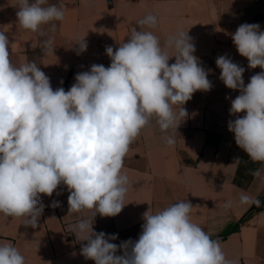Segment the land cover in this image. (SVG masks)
<instances>
[{"label": "clouds", "instance_id": "9594fccd", "mask_svg": "<svg viewBox=\"0 0 264 264\" xmlns=\"http://www.w3.org/2000/svg\"><path fill=\"white\" fill-rule=\"evenodd\" d=\"M14 7L18 25L41 36L42 25L63 21L65 15L63 5L47 0H16ZM137 24L140 30L133 29L115 51L106 47L108 67L93 64L77 73L67 91L53 90L34 61L14 66L10 41L0 31V214L24 217L25 226L36 228L44 210L41 194L51 197L63 184L69 192L68 213L93 210V219L97 214L117 216L128 191L123 160L130 145L153 119L161 132L177 131L189 115L186 102L197 91L211 90L189 30L178 29L162 47L152 31L143 30L156 27V16L149 14ZM55 28L52 24L51 30ZM231 38L249 68L264 70V31L258 23L239 25ZM76 44L79 52L86 51L85 38ZM41 45L44 53L54 51L51 38ZM216 65L224 85L240 93L231 100L229 114L236 118L228 122V130L250 160L264 163V71L245 85V69L231 58L219 56ZM164 140L175 144L173 136ZM252 174L258 176L259 170ZM240 202L259 205L244 193ZM50 206L60 205L54 201ZM192 208L188 200L154 214L149 208L138 240L119 245L110 242L118 234L97 233L88 219L70 230L78 241H86L80 254L95 264H238L226 256L219 240L191 220ZM118 250L123 254L117 255ZM0 264H25V258L5 242L0 244Z\"/></svg>", "mask_w": 264, "mask_h": 264}, {"label": "crops", "instance_id": "0c3cea01", "mask_svg": "<svg viewBox=\"0 0 264 264\" xmlns=\"http://www.w3.org/2000/svg\"><path fill=\"white\" fill-rule=\"evenodd\" d=\"M15 3L0 0V31L10 41V61L17 67L34 61L50 78L53 90H69L75 75L93 64L108 67L106 47L115 51L127 42L133 29L140 30L137 22L149 14L157 17V25L143 30L152 31L162 47L178 29L189 30L194 55L213 86L195 92L186 102L183 107L189 115L177 131L161 132L153 119L130 145L123 160L128 191L117 216L97 214L93 219V210L68 213L69 192L61 184L51 197L41 194L44 210L36 228L25 226L24 217L0 214V244L14 245L25 264H95L80 254L86 241H78L70 226L88 219L95 232L118 234L110 242L119 245L138 240L143 213L149 208L154 214L188 200L193 205L191 220L221 242L229 259L264 264V208L254 210V203L240 202L241 193L254 200L264 196V163L258 164V176L251 174L249 162L241 166L244 151L228 130V122L236 118L229 114L231 100L240 93L224 85L216 65L219 56L231 58L245 69V85L252 75L264 71L249 68L231 38L243 23H258L264 31V0H47L49 5H63L65 15L63 21L42 25L43 36L18 25ZM49 38L54 51L44 53L41 42ZM84 38L87 49L81 53L76 43ZM167 51L174 54L172 49ZM174 62L173 57L169 64ZM167 135L174 137V145L165 143ZM54 201L60 206L51 207ZM122 254L118 250L117 255Z\"/></svg>", "mask_w": 264, "mask_h": 264}, {"label": "trees", "instance_id": "16d2710c", "mask_svg": "<svg viewBox=\"0 0 264 264\" xmlns=\"http://www.w3.org/2000/svg\"><path fill=\"white\" fill-rule=\"evenodd\" d=\"M210 135H211V133L208 134V140H207V142H209ZM246 161L251 164V174H252L254 171H256L259 162H253L252 160H250L248 158L247 153L244 152V156H243V159H242V165L241 166H243V164ZM239 174H241V167H240V170H239ZM257 200H259V205L257 206V204L254 203L253 209L254 210H261V209H263L264 208V196H261Z\"/></svg>", "mask_w": 264, "mask_h": 264}]
</instances>
